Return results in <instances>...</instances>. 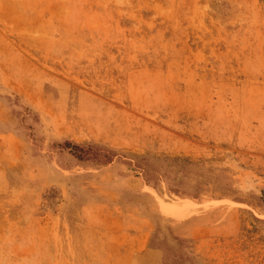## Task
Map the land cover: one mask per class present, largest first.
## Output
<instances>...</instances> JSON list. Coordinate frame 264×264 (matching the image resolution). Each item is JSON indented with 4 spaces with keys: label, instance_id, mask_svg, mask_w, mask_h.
<instances>
[{
    "label": "rangeland",
    "instance_id": "obj_1",
    "mask_svg": "<svg viewBox=\"0 0 264 264\" xmlns=\"http://www.w3.org/2000/svg\"><path fill=\"white\" fill-rule=\"evenodd\" d=\"M0 264H264V0H0Z\"/></svg>",
    "mask_w": 264,
    "mask_h": 264
},
{
    "label": "trees",
    "instance_id": "obj_2",
    "mask_svg": "<svg viewBox=\"0 0 264 264\" xmlns=\"http://www.w3.org/2000/svg\"><path fill=\"white\" fill-rule=\"evenodd\" d=\"M69 144V143H68ZM71 146H73L74 148H76V149H80L78 146H76V145H71Z\"/></svg>",
    "mask_w": 264,
    "mask_h": 264
}]
</instances>
